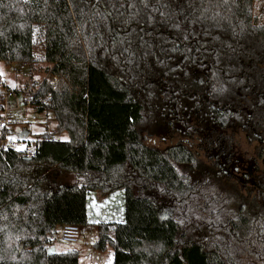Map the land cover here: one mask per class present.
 <instances>
[{
    "label": "trees",
    "instance_id": "1",
    "mask_svg": "<svg viewBox=\"0 0 264 264\" xmlns=\"http://www.w3.org/2000/svg\"><path fill=\"white\" fill-rule=\"evenodd\" d=\"M254 1L0 0V62L29 73L23 90L6 88L56 122L31 157L0 151V256L9 238L36 250L0 264H79L78 251L50 253L51 238L90 224L91 192L122 190L124 222L98 224L94 245L114 264H264ZM44 64L56 88L32 80ZM153 129L163 147L145 143Z\"/></svg>",
    "mask_w": 264,
    "mask_h": 264
},
{
    "label": "rangeland",
    "instance_id": "2",
    "mask_svg": "<svg viewBox=\"0 0 264 264\" xmlns=\"http://www.w3.org/2000/svg\"><path fill=\"white\" fill-rule=\"evenodd\" d=\"M254 20L260 25H264V0H255L253 9ZM41 50L37 49V54L40 55ZM47 64L37 67L33 78H37L39 82L47 80ZM0 74L5 83V87L2 86L1 90L4 95V100L0 103L1 106L9 113L10 118L14 121V124L10 128L8 137L13 142H17L19 135L25 131L29 132L27 141H34L37 137L43 134H52L56 131V122L53 114L37 113L31 106L25 108V100L27 96L22 92H19L17 96L13 98L7 97V88L23 90L25 85V79L21 77V73L17 72L14 65H8L4 62H0ZM49 78V77H48ZM15 85V86H13ZM7 87V88H6ZM35 117L36 121L32 122V118ZM48 122L45 123V120ZM54 139L61 141H68L69 137L66 133L56 134ZM165 138L161 131L156 129L148 130L144 132V141L148 145L152 146H164ZM166 141V140H165ZM241 143V152H249L248 146L243 140ZM33 146V144H32ZM247 156V155H245ZM246 158H250L248 155ZM75 182V181H74ZM75 184V183H72ZM87 212L90 224L86 227L80 228L81 236L80 240L74 244L63 243L55 234L51 240L49 247L50 253H64L69 251L80 252L79 264H114V256H110V253H100L94 250V245L98 241L97 226L101 223H121L125 220V192L118 191L109 195H102L99 192H91L87 198ZM24 240L18 238L8 239L6 243L5 254L2 257H16L19 249L23 245L22 251L29 256L33 253L31 244L23 243ZM111 249V248H110ZM112 250V249H111ZM113 251V250H112Z\"/></svg>",
    "mask_w": 264,
    "mask_h": 264
},
{
    "label": "built area",
    "instance_id": "3",
    "mask_svg": "<svg viewBox=\"0 0 264 264\" xmlns=\"http://www.w3.org/2000/svg\"><path fill=\"white\" fill-rule=\"evenodd\" d=\"M17 72H20L21 77L25 80L29 78V73L26 67L22 66L17 68ZM49 77V78H48ZM48 83L53 86V88H56L60 78L58 75H54L51 72L47 74V80ZM5 86V83H4ZM28 92L32 91V86L28 87ZM7 97L13 98L17 96V94L13 91H6ZM28 106H32V99L27 97L25 100V108ZM32 122L36 121V118L33 117ZM48 122V119L45 120V123ZM14 124V121L10 118L9 113L3 108V106L0 105V151H16L21 152L27 157H31L34 154V145H30L29 141L27 139H23L19 137L18 141L15 143L12 140L9 139L8 134H6V130L10 129L11 126ZM58 238L63 242L67 244H74L77 243L80 240L81 231L80 227L75 225H64L59 228L57 233Z\"/></svg>",
    "mask_w": 264,
    "mask_h": 264
},
{
    "label": "water",
    "instance_id": "4",
    "mask_svg": "<svg viewBox=\"0 0 264 264\" xmlns=\"http://www.w3.org/2000/svg\"><path fill=\"white\" fill-rule=\"evenodd\" d=\"M28 136H29V132L28 131H25V132H23L22 134L19 135V137H21L23 139H27ZM22 248H23V245L21 246L20 253L22 252Z\"/></svg>",
    "mask_w": 264,
    "mask_h": 264
},
{
    "label": "crops",
    "instance_id": "5",
    "mask_svg": "<svg viewBox=\"0 0 264 264\" xmlns=\"http://www.w3.org/2000/svg\"><path fill=\"white\" fill-rule=\"evenodd\" d=\"M68 180H70V179H72L70 176H68V177H66ZM73 180V179H72ZM49 247H50V245H48L47 246V249L49 250ZM106 253V252H105ZM107 253H110L111 255L110 256H112V254H113V251L109 248L108 249V251H107Z\"/></svg>",
    "mask_w": 264,
    "mask_h": 264
},
{
    "label": "snow or ice",
    "instance_id": "6",
    "mask_svg": "<svg viewBox=\"0 0 264 264\" xmlns=\"http://www.w3.org/2000/svg\"><path fill=\"white\" fill-rule=\"evenodd\" d=\"M13 86H15V85H13Z\"/></svg>",
    "mask_w": 264,
    "mask_h": 264
}]
</instances>
